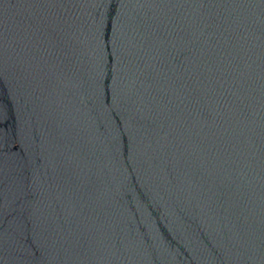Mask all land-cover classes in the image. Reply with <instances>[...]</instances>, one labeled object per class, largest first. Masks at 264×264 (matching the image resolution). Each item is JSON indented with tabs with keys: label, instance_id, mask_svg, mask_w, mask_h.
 Segmentation results:
<instances>
[{
	"label": "water",
	"instance_id": "obj_1",
	"mask_svg": "<svg viewBox=\"0 0 264 264\" xmlns=\"http://www.w3.org/2000/svg\"><path fill=\"white\" fill-rule=\"evenodd\" d=\"M0 264H264V0H0Z\"/></svg>",
	"mask_w": 264,
	"mask_h": 264
}]
</instances>
